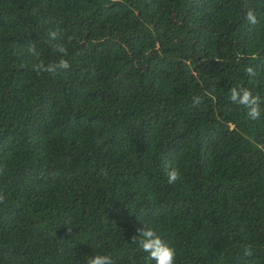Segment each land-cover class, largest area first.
Wrapping results in <instances>:
<instances>
[{"label": "trees", "instance_id": "trees-1", "mask_svg": "<svg viewBox=\"0 0 264 264\" xmlns=\"http://www.w3.org/2000/svg\"><path fill=\"white\" fill-rule=\"evenodd\" d=\"M57 26L71 67L37 74ZM0 168V264H150L143 225L176 264H264V0H0Z\"/></svg>", "mask_w": 264, "mask_h": 264}, {"label": "clouds", "instance_id": "clouds-1", "mask_svg": "<svg viewBox=\"0 0 264 264\" xmlns=\"http://www.w3.org/2000/svg\"><path fill=\"white\" fill-rule=\"evenodd\" d=\"M246 19L251 24L257 23V17L253 11H248ZM73 36L67 35L65 31L59 26L49 30L47 34V42L53 52L59 54L61 57L58 61L52 63H45L41 59V52L38 51L34 42H28L27 52L33 58L32 69L37 74L47 73L55 75L59 71L67 70L71 67L69 61L64 57L68 54V45L72 43ZM251 72V69H249ZM230 100L232 103L241 105L246 108L247 115L253 120L261 119V99L258 95H253V92L244 86H236L230 89ZM194 104L200 103V98L195 97ZM4 173V169L0 168V175ZM166 175L169 184H175L181 179V172L178 167H166ZM5 195L0 193V203L5 201ZM71 231V229H69ZM137 235H134L132 243L138 245L139 249L146 254V259L155 264H176L177 251L170 246L158 234L154 227L144 226L137 230ZM245 255H252L251 250H247ZM87 264H114L111 255L96 254L89 256Z\"/></svg>", "mask_w": 264, "mask_h": 264}]
</instances>
